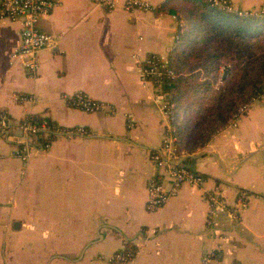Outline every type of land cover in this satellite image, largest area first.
<instances>
[{"label": "crops", "instance_id": "1", "mask_svg": "<svg viewBox=\"0 0 264 264\" xmlns=\"http://www.w3.org/2000/svg\"><path fill=\"white\" fill-rule=\"evenodd\" d=\"M58 1L38 24L57 46L39 53L36 70L12 56L21 25L0 23V108L12 116L0 130V264H204L209 251H216L212 264H264V96L205 147L170 156L209 180L185 184L163 208L148 211L149 184L167 181L151 154L168 124V93L143 85L139 60L169 56L183 21L159 10L163 0H148L156 11L135 12L123 0L111 10L93 0ZM230 2L242 12L264 7V0ZM77 93L112 111L73 107ZM31 115L87 134L57 136L47 149L36 143L24 160L14 152L20 123ZM215 185L229 205L241 192L249 201L233 219L217 215L209 230L205 197ZM122 249L133 258L111 261Z\"/></svg>", "mask_w": 264, "mask_h": 264}, {"label": "trees", "instance_id": "2", "mask_svg": "<svg viewBox=\"0 0 264 264\" xmlns=\"http://www.w3.org/2000/svg\"><path fill=\"white\" fill-rule=\"evenodd\" d=\"M159 10L183 21L169 54L177 77L163 90L176 104L179 125L183 116L197 120L198 136L190 133L184 143L179 131L178 149L192 153L205 147L258 96L264 84V17L227 12L207 0H166ZM31 116L50 127L56 124L46 116ZM203 123L207 126L201 127ZM191 142L194 146L188 147Z\"/></svg>", "mask_w": 264, "mask_h": 264}, {"label": "built area", "instance_id": "3", "mask_svg": "<svg viewBox=\"0 0 264 264\" xmlns=\"http://www.w3.org/2000/svg\"><path fill=\"white\" fill-rule=\"evenodd\" d=\"M98 5L113 9L117 6L118 0H93ZM123 9L129 12L135 11H156L157 7L148 0H123ZM166 1V0H163ZM214 7L226 10L227 12L237 11L230 0H207ZM59 4L58 0H0V23H19V42L12 56L14 59H21L24 66L29 70H36L39 61V53L47 48H56L57 41L51 33L41 30L38 26L43 16L50 14ZM241 15H253L264 17V7L258 10L238 11ZM139 71L143 85L153 84L162 90L164 85L170 83L177 77V72L171 67L168 55L152 53L139 60ZM264 96V84L257 97L248 104H245L237 116L246 113L250 105L257 99ZM33 97H20L21 101L33 100ZM162 108L167 114V127L162 134V143L157 151L151 154L154 163L163 169L167 181L153 179L148 186L147 210L154 212L163 208L170 199L176 197L185 184L203 187L208 182V177L194 169L184 165L175 164L170 156L177 154L179 136V116L175 115L176 104L166 99ZM73 107L86 112H96L101 110L112 111V106L108 103L90 98L86 94L77 93L75 97L69 99ZM12 116L7 109L0 108V130H6L11 124ZM134 118L128 115L129 128L134 127ZM22 136L21 145L14 154L26 160L30 155V150L36 143H41L42 149H47L51 145V140L57 136L72 138L75 135H86L87 131L83 127L77 129L63 128L57 124L53 127L46 122L38 123L32 116L25 117L20 123ZM46 141H41L42 139ZM48 139V140H47ZM51 139V140H50ZM38 141V142H37ZM209 204L207 215V228L214 227V220L217 215L227 216L231 219L237 217L239 212L246 208L249 196L241 192L237 202L229 205L226 200L221 185H215L205 197ZM134 251L122 249L115 252L110 258L111 261L126 262L133 258ZM216 257V251H209L203 257L204 264H212Z\"/></svg>", "mask_w": 264, "mask_h": 264}, {"label": "rangeland", "instance_id": "4", "mask_svg": "<svg viewBox=\"0 0 264 264\" xmlns=\"http://www.w3.org/2000/svg\"><path fill=\"white\" fill-rule=\"evenodd\" d=\"M221 83H222V80H219V82H217V83L214 84V88L217 89L220 86ZM209 99H211V98H209ZM251 101H253V99ZM201 104H202V106L205 105V103H201ZM207 104H208V102H207ZM251 105H250V107H251ZM182 118H183V122L179 125V131L182 132V134H183V140H184V143H185V141L188 140L190 133L198 136V134H199V128H198V130H196V125H197L196 122H197V120H195V119L192 120V119L188 118L187 116H183ZM238 118H240V117H238ZM238 118L235 119V120H233L229 125H235L236 124V121L238 120ZM202 121H203V118H202ZM206 126H207V124H205V123H203L201 125V127H206ZM188 144H189L188 147L194 146V142H191V143H188Z\"/></svg>", "mask_w": 264, "mask_h": 264}, {"label": "water", "instance_id": "5", "mask_svg": "<svg viewBox=\"0 0 264 264\" xmlns=\"http://www.w3.org/2000/svg\"><path fill=\"white\" fill-rule=\"evenodd\" d=\"M166 99L167 100H170L171 99V95L169 93L166 95Z\"/></svg>", "mask_w": 264, "mask_h": 264}]
</instances>
